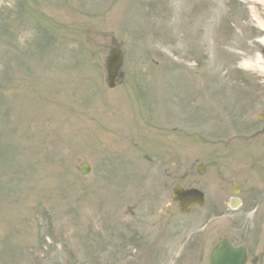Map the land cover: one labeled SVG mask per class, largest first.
Here are the masks:
<instances>
[{
	"label": "rangeland",
	"instance_id": "obj_1",
	"mask_svg": "<svg viewBox=\"0 0 264 264\" xmlns=\"http://www.w3.org/2000/svg\"><path fill=\"white\" fill-rule=\"evenodd\" d=\"M263 94L264 0H0V264H201L172 188L244 184Z\"/></svg>",
	"mask_w": 264,
	"mask_h": 264
},
{
	"label": "flooded vegetation",
	"instance_id": "obj_2",
	"mask_svg": "<svg viewBox=\"0 0 264 264\" xmlns=\"http://www.w3.org/2000/svg\"><path fill=\"white\" fill-rule=\"evenodd\" d=\"M233 119V160L245 173L244 184L235 175L226 200L221 190H216L220 194L214 197L204 194L203 206L192 208L187 215L196 218V226L186 230L183 251L190 252L197 244L201 264H210L219 246L221 256L230 257L232 264H264V140L255 139L264 137V126L258 129L259 134L249 136V128L241 129L238 118ZM197 210L199 218L192 216Z\"/></svg>",
	"mask_w": 264,
	"mask_h": 264
},
{
	"label": "water",
	"instance_id": "obj_3",
	"mask_svg": "<svg viewBox=\"0 0 264 264\" xmlns=\"http://www.w3.org/2000/svg\"><path fill=\"white\" fill-rule=\"evenodd\" d=\"M123 57L121 53L117 50H112L107 59H106V81L108 88H114L117 82V78L119 75V70L122 66ZM89 168L86 164H83L81 167V174L84 175L88 172ZM203 167L198 168V173H203ZM171 201L178 202L179 208L178 211L182 214L188 213L190 208L193 206H201L202 205V194L197 190H184L180 186H175L172 194H171ZM222 249L221 247H217V249L212 254L211 264H232L229 263L228 259L230 257H222L221 256ZM242 259L240 260V262ZM239 262V263H240Z\"/></svg>",
	"mask_w": 264,
	"mask_h": 264
}]
</instances>
